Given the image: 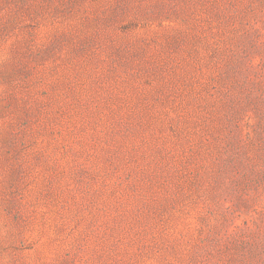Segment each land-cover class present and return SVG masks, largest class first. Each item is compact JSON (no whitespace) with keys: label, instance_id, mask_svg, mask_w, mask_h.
Returning a JSON list of instances; mask_svg holds the SVG:
<instances>
[{"label":"rangeland","instance_id":"1","mask_svg":"<svg viewBox=\"0 0 264 264\" xmlns=\"http://www.w3.org/2000/svg\"><path fill=\"white\" fill-rule=\"evenodd\" d=\"M0 264H264V0H0Z\"/></svg>","mask_w":264,"mask_h":264}]
</instances>
